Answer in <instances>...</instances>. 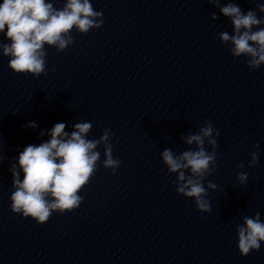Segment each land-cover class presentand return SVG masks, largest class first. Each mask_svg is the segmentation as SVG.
I'll use <instances>...</instances> for the list:
<instances>
[{
    "label": "clouds",
    "instance_id": "9594fccd",
    "mask_svg": "<svg viewBox=\"0 0 264 264\" xmlns=\"http://www.w3.org/2000/svg\"><path fill=\"white\" fill-rule=\"evenodd\" d=\"M215 5L220 14L230 18L232 34L219 33L224 45H231L230 53L234 58L247 57L246 64L251 70L264 64V18L257 12L246 13L237 4L221 0H207ZM264 13V4H257ZM211 19L217 20L215 12ZM104 23L103 12L96 11L90 0H66L63 8L57 9L47 0H3L0 4V33H4L10 43H0L5 57H10L8 67L16 74L31 75L39 78L47 74V52L45 45L62 52L74 43L71 35L75 29L80 34L99 29ZM55 69H53L54 71ZM27 127L36 128L35 122ZM69 133L65 123H56L47 133L50 139L41 144H30L19 153L17 163L12 164V187L10 196L11 211L31 218L37 224L46 223L53 213H71L79 208L84 197L79 195L97 171L100 161L98 146H104L103 167L111 169L114 175L120 167L119 158L112 154L109 143L113 133L104 128L99 139H88L93 125L78 122ZM41 136L45 135L42 131ZM220 132L210 120L200 126L198 131H189L181 140L190 146L177 154L170 148L161 152L162 162L171 174H176L172 183L179 195L194 200L200 212H211V204L206 197L208 189L216 190L211 181L204 186L206 177L217 171V138ZM210 147L209 151L205 145ZM191 146H195L194 149ZM256 151L249 153L248 167H255L259 161V144L253 145ZM3 157L0 156V161ZM244 169L243 162L237 165ZM186 172L190 174L186 175ZM23 173V179H21ZM240 185H246L248 173H237ZM243 224L237 225L238 249L242 256L251 251H259L264 242V222L260 213L244 216Z\"/></svg>",
    "mask_w": 264,
    "mask_h": 264
}]
</instances>
